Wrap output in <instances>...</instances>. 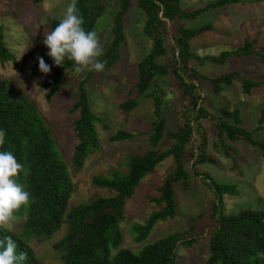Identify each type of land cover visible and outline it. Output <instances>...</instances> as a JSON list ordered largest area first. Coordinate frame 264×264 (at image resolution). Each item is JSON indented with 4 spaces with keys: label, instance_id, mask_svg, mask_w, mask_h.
Wrapping results in <instances>:
<instances>
[{
    "label": "rangeland",
    "instance_id": "1",
    "mask_svg": "<svg viewBox=\"0 0 264 264\" xmlns=\"http://www.w3.org/2000/svg\"><path fill=\"white\" fill-rule=\"evenodd\" d=\"M213 1L217 0H181L179 5L182 11L188 12L201 9ZM104 2L105 12L94 29L100 36L103 53L111 42L114 15L118 9L117 0ZM69 3L71 0H43L36 4L32 0H0V35L12 56L9 61L0 59V79L8 84L16 98L28 100L36 108L70 171L77 143L71 128L77 113H72L71 108L77 100V85L88 71L80 74L68 71L60 88L50 99V89L43 88L42 84L52 76L53 67L48 75L41 72L34 75L32 72L40 52H48L43 44L44 33L51 31L52 20L62 19ZM144 23V14L133 3L124 18L120 59L111 68L105 67L104 71L95 72L87 84L92 110L101 119L96 125L99 148L87 157L79 173L72 177L69 209L95 198L112 197L113 191L92 186V178L126 173L129 156H141L151 149L150 124L157 119L149 96L151 90L141 97L134 91L138 79L137 65L152 45L151 40L143 34ZM179 24L191 30L206 27L204 32L190 41L191 52L196 59L235 52L246 39L257 40L254 50L260 54L264 52V1L240 0V3L209 10ZM171 25L170 37L174 38L175 23ZM167 46H170L168 42ZM196 59L191 61L190 66L202 76L195 83L204 97L202 107L216 119L221 118L220 108L226 107L229 112L238 108L243 128L250 131L254 139L263 140L264 130L255 131V128L264 109V85L253 89L250 95H244L240 79H236L231 86H225L215 94L208 78L237 71L244 77L261 80L264 79V61L253 56L243 59L230 57L222 64L199 63ZM160 62L166 64V58L163 57ZM155 83L164 96L167 95L164 97L166 102L161 109V118L166 119L167 130L175 131L182 124L181 113L187 105L182 104L184 100L172 73L165 77L157 76ZM131 97H137L139 104L134 110L125 112L120 105ZM228 122L232 123L233 120L228 119ZM198 123L194 125L191 149L195 154L199 153V149L203 150L214 163L198 164L194 170L203 176H196L192 171L194 159L186 158L188 179L173 186L175 216L158 221L149 236L137 243L132 235V226L134 223L143 225L151 214L161 210L162 204H157L153 198L159 197V188L171 171L173 160L168 157L155 166L154 171L140 181L125 204L123 220L119 225L123 240L120 248L136 253L148 243L179 232L184 234L183 239H197V242L188 248L179 244L175 264H203L208 256V235L215 225L211 217L214 194L207 182L234 186L237 190L236 195L223 196L224 213L227 215L236 214L242 209L264 208V159L260 149L243 140L231 142L226 137H218L210 119ZM118 131H126L134 137L120 142L110 141V137ZM169 145L170 141L164 138L156 149L163 151ZM21 221L15 219L9 230L17 232ZM65 231L66 226H63L51 240L31 244L43 264H59V253L52 249V245L63 237Z\"/></svg>",
    "mask_w": 264,
    "mask_h": 264
},
{
    "label": "trees",
    "instance_id": "2",
    "mask_svg": "<svg viewBox=\"0 0 264 264\" xmlns=\"http://www.w3.org/2000/svg\"><path fill=\"white\" fill-rule=\"evenodd\" d=\"M42 1L32 0L34 4ZM180 2L181 0H117L118 9L114 15L112 39L109 47L98 59L106 61V68H111L120 59V48L124 40V18L131 5L136 3L145 16L143 34L151 40L152 45L137 65L138 79L134 91L141 97L151 90L149 96L157 119L150 124L151 149L141 156H129L126 173L92 178V186L113 191L112 197L95 198L71 209L68 205L73 190L72 177L79 173L87 157L99 148L96 125L101 119L92 110L87 91V84L95 71L87 72L78 83L77 100L71 108L72 113H77L71 126L77 143L74 146L70 171L36 108L28 100L16 98L8 84L0 79V130L6 133L5 143L0 151H11L18 162L29 170L27 176L20 173L18 182L25 186L33 200L30 207L21 208L16 213V220H22L17 232L0 229V242L11 236L16 242L17 254L27 253L28 258L22 264H43L35 255L31 244L51 240L63 226H66L63 237L52 245V249L59 253V264H175L177 246L181 244L186 248L191 247L197 239H183L184 234L177 232L144 245L136 253L120 248L123 240L119 225L123 220L124 207L140 181L153 172L155 166L164 159L172 158L173 167L159 188L160 195L153 198L154 202L162 204L161 210L151 214L143 225L134 223L132 226V235L137 243L143 242L149 236L158 221L175 216L173 186L175 183H185L188 179L186 158L194 159L192 171L196 176H203L194 170L198 164L214 163L203 150L198 148L199 153L195 154L191 149L194 125L199 121L210 119L218 137H226L231 142L246 141L259 148L264 159V139H254L252 133L243 128L238 108L229 112L226 107H222L221 118L216 119L202 107L204 97L195 84L202 76L190 66L191 61L196 59L191 52L190 41L204 32L206 27L191 30L179 24L180 21L195 19L209 10L240 3V0H217L201 9L188 12L182 11ZM76 6L79 15L84 18L85 30H94L105 12L104 0H77ZM59 22L57 19L52 20L51 30ZM171 23H175L174 38L170 37ZM257 42L255 39H246L235 52H223L218 57L196 60L199 63L222 64L230 57L243 59L253 56L264 61V52L260 54L254 50ZM39 57H43L45 63L53 67L52 76L46 78L42 84L43 88L50 89V99L60 88L65 74L74 71L73 65L66 60L63 66L57 67L44 52H40ZM163 57L166 58V64L160 62ZM11 58L0 35V59L9 61ZM32 72L34 75L40 72L38 60ZM170 73L184 100L182 104L187 105L181 113L182 124L175 131L167 130L166 119L161 118V109L166 102L164 97L167 95L164 96V92L155 83L157 76L165 77ZM236 79H240L244 95H250L253 89L264 85V79L252 80L237 71L208 78V82L213 93L218 94L225 86H231ZM138 104V98L131 97L120 107L125 112H130ZM228 119L233 122H228ZM257 123L255 131L264 130V109L261 110ZM133 137V134L126 131H118L110 137V141L120 142ZM164 138L170 141L169 147L163 151L157 150ZM207 183L214 194L211 217L215 225L208 235V256L203 264H264V257L259 255L264 253V208L242 209L236 214L227 215L224 213L223 196L236 195L237 190L234 186ZM3 247H6V242L0 244V250Z\"/></svg>",
    "mask_w": 264,
    "mask_h": 264
},
{
    "label": "clouds",
    "instance_id": "3",
    "mask_svg": "<svg viewBox=\"0 0 264 264\" xmlns=\"http://www.w3.org/2000/svg\"><path fill=\"white\" fill-rule=\"evenodd\" d=\"M77 0H71L62 19L51 31L44 33L43 44L47 47V55L57 67L65 61L72 62L75 73L102 72L106 61L98 58L103 54L100 36L97 31H86L83 27L84 18L79 15ZM39 71L48 75L51 66L45 63L43 57H37ZM5 131L0 130V147L5 143ZM29 174L11 151H0V229L8 230L16 219V213L21 208L30 207L33 202L30 192L18 182L20 173ZM6 247L0 250V264H22L27 260V253L17 254L16 242L11 236L5 237ZM4 242H0L3 244ZM264 257V253L259 254Z\"/></svg>",
    "mask_w": 264,
    "mask_h": 264
}]
</instances>
